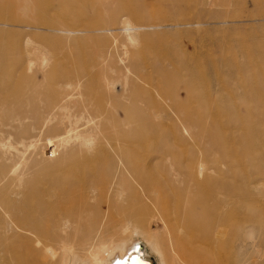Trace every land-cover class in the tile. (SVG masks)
Wrapping results in <instances>:
<instances>
[{
	"label": "bare ground",
	"instance_id": "obj_1",
	"mask_svg": "<svg viewBox=\"0 0 264 264\" xmlns=\"http://www.w3.org/2000/svg\"><path fill=\"white\" fill-rule=\"evenodd\" d=\"M30 1L34 5L27 6ZM50 1L0 0V11L11 12L14 5H25L20 6L25 16L0 13V41L9 34L17 37L15 44L0 49V155L12 143L63 149L74 145L75 152L90 153L88 149L101 142L93 140L89 129L83 133H71L82 124L81 117L87 123L100 119L108 111L107 102L111 97L107 92L119 77L126 76L125 69L118 63L127 60L129 54L125 49L117 51L113 45L109 51H116L109 53L101 52L96 46L93 50L97 56L88 60L86 68H72L70 54L86 48L89 43H102L107 38L109 41L119 40V35L111 34L117 30L128 41H134L140 30L165 26L164 22L150 24L152 21L144 17V8L132 0H92L101 5L97 8L90 6V0H64L71 16L110 14L113 19L105 27L88 23L68 25L46 21L43 16L31 20L27 16H38L40 4H51L55 9L52 3L59 0ZM160 1L150 0L146 4L149 6ZM254 16L264 21L261 13ZM254 16L248 17L252 19ZM173 19L168 22L174 26L187 23L183 19ZM40 21L44 24L41 29L45 31L44 36H54L61 48H49L41 54L32 45L31 35L41 34ZM149 34L144 32L141 35L146 37ZM15 47L17 52H13ZM34 52L40 55L35 57ZM58 54L64 59L62 64L67 71L54 74L57 86L52 89L53 69L46 72V67L48 56ZM250 57L253 56L250 54ZM105 58L111 61L115 58L110 70L103 62ZM129 68L133 76L140 71L136 65ZM258 72L264 76V71ZM235 73L228 71L227 74ZM88 79L93 82L91 85L84 83ZM40 84L44 85V94L52 91L58 100L49 101L50 106L42 107L35 103L36 95H31L25 97L30 106H25L26 102L22 104V93L34 91ZM91 89L99 93L98 100L90 98ZM72 95L75 98L69 100ZM82 96L87 102L80 99ZM112 104L124 107L118 101ZM67 111L76 115L70 116ZM146 143L141 139L118 140L111 146L107 142V145H97L91 154L93 157L76 160L67 157L66 151L57 152L55 157L30 158L18 180L9 172H0V264H151L143 263L138 257V244L123 253L130 240L123 235L130 229L140 234L154 251L161 253L163 250L164 256L169 254L175 264L205 261L201 252L190 246L193 243L211 245L217 252L230 246L229 237L222 234L225 222L230 220L229 213L217 210L229 208L233 193L220 199L211 196L208 216L195 211L206 206L204 202L207 200L199 198L201 190L212 191L216 187L210 174H205L208 163L213 161L215 166L222 168L224 165L220 160L202 156L200 148L197 152H190L191 156H185L183 151H177L181 152L179 155L173 152L168 143L156 149ZM96 158H99L98 162L90 163ZM86 162L88 166H85ZM150 218L154 219L152 224H161L166 235L159 237L145 232L147 228L144 230L143 224L150 227ZM171 221L177 224L182 234L169 227ZM116 251L119 255L110 260ZM142 258L145 259L144 255ZM219 264L233 262L229 258Z\"/></svg>",
	"mask_w": 264,
	"mask_h": 264
},
{
	"label": "rangeland",
	"instance_id": "obj_2",
	"mask_svg": "<svg viewBox=\"0 0 264 264\" xmlns=\"http://www.w3.org/2000/svg\"><path fill=\"white\" fill-rule=\"evenodd\" d=\"M132 1L144 8V17L147 21H152L150 24L164 22L165 26L140 30L134 41H128L117 30L111 34L119 35V40L109 41L107 38L102 43H89L86 48L77 53L72 52L69 57L72 68H86L88 60L97 56L93 50L96 46L101 52L109 53L116 51H109L113 45L117 51L125 49L129 54L127 60L118 63L125 69L126 76L119 77L115 82L118 86L114 85V89L107 92L111 97L107 102L108 111L100 119L87 123L81 117L82 124L71 131V134L83 133L89 129L93 140L101 143L92 145L88 149L90 153L75 152L74 145L63 149L12 143L0 155V172H9L18 180L30 158L55 157L57 152L63 151L74 160L93 157L91 154L97 145H107L108 142V145L114 146L118 140L141 139L153 149L168 143L173 152L183 151L185 156L200 148L202 156L220 160L224 166L220 168L209 161V169L205 174H210L216 187L212 191L201 190L199 198L207 200L204 202L206 206L196 208L195 211L208 216L211 196L220 199L233 193L234 198L228 202V209L217 210L219 213H229L230 216L222 231L223 237H229V248L217 252L211 245L198 242L191 244L192 248L201 252L202 259H205L199 264H219L227 262L229 258L233 264H264V76L258 74V71H264V21L257 20L254 16L258 13L264 15V1L161 0L149 6L146 2L150 0ZM30 5H34V2L30 1L27 6ZM50 5L40 4L38 16H27L31 20H38L43 16L46 21L53 20L68 25L88 23L103 27L113 19L110 14L97 17L71 16L64 0L52 3L56 6L55 9ZM20 6L25 7L16 4L11 12L0 13L4 16H25ZM90 6L97 8L101 5L90 0ZM251 15L254 18L249 19L248 16ZM173 18L183 19L187 23L174 26L168 22L175 20ZM39 28L40 35H31L32 45L38 52L42 54L49 48H61L54 36H44L45 31L41 30L44 24L41 21ZM144 32L150 34L143 37L141 34ZM16 38L13 34L5 36L0 41V49L4 50L15 44ZM17 51L18 48L15 47L13 52ZM38 52H34L35 57L40 55ZM48 59L46 72L53 69L51 85L54 89L57 86L54 74L65 73L67 68L62 64L64 59L60 54L48 56ZM95 59L99 60L98 57ZM114 60L115 58L112 61L103 59L108 70ZM131 65L139 67L137 76L132 75L133 71L129 68ZM228 71L236 73L228 75ZM85 81L88 85L93 83L89 79L84 80V83ZM44 93V85L40 84L36 90L22 93V104L27 101L25 97L31 95H36L35 103L42 107L50 106L47 104L49 101L58 100L54 92ZM99 97V93L91 89L90 98L98 100ZM73 98L74 95L68 99ZM80 99L87 102L84 96ZM113 101H118L124 107L114 106ZM24 105L30 106L29 102ZM66 113L76 115L71 111ZM186 148L189 150L184 151ZM179 153L177 152L178 155ZM98 161L99 158H96L90 163ZM88 165L86 162L85 166ZM90 202L94 203L93 200ZM101 210L104 208L101 207ZM153 221V218L149 219L150 227L143 224L144 230L147 228L145 232L159 237L166 235L161 224H152ZM168 225L181 233L174 221ZM204 227L203 225L202 228ZM123 237L130 238L123 253L129 251L134 244H139L145 259L151 264H175L170 260L169 254L164 256L163 250L159 253L151 249L140 234L133 233L132 229ZM117 255L119 251L113 253L110 260Z\"/></svg>",
	"mask_w": 264,
	"mask_h": 264
},
{
	"label": "water",
	"instance_id": "obj_3",
	"mask_svg": "<svg viewBox=\"0 0 264 264\" xmlns=\"http://www.w3.org/2000/svg\"><path fill=\"white\" fill-rule=\"evenodd\" d=\"M137 249H138V251H136V252L138 253V257L140 258V260H141L143 263H150L148 260L142 258L143 253H142V249H141V247H140L139 244H138ZM135 255H136V254L132 255L131 257H133V256H135ZM131 257H130V259H131ZM130 259L128 260V262L130 261Z\"/></svg>",
	"mask_w": 264,
	"mask_h": 264
}]
</instances>
